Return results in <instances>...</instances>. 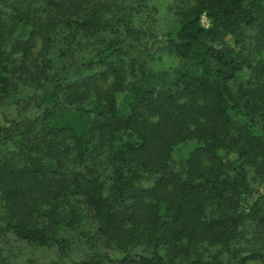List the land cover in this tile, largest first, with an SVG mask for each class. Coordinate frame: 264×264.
<instances>
[{"label":"trees","instance_id":"trees-1","mask_svg":"<svg viewBox=\"0 0 264 264\" xmlns=\"http://www.w3.org/2000/svg\"><path fill=\"white\" fill-rule=\"evenodd\" d=\"M121 1L0 0V241L49 264H264L235 248L249 225L264 244V0H180L162 36Z\"/></svg>","mask_w":264,"mask_h":264},{"label":"rangeland","instance_id":"rangeland-1","mask_svg":"<svg viewBox=\"0 0 264 264\" xmlns=\"http://www.w3.org/2000/svg\"><path fill=\"white\" fill-rule=\"evenodd\" d=\"M119 1L120 0H115V3H118ZM121 2L124 4V6L122 7L127 9V11L131 7L133 13L135 12V8L133 7L135 6L134 0H122ZM175 3L181 4L182 2H180V0L146 1V4L148 6L150 25L158 36H162L163 33L171 30L174 26L177 17L172 11V6ZM114 5L115 4H112L111 6ZM134 17L135 16L133 15V19ZM136 19L137 22L134 23L133 29L131 30L133 34H130V36L133 37L134 41L143 44L148 38L147 24L144 22V18L141 15L140 18L137 16ZM200 23L205 28L209 25L208 19L205 16L201 17ZM79 38L82 46L77 49V54L86 56L90 55L91 47L87 44L88 39L83 35H80ZM224 39L226 40V43L223 45H230L235 47L234 45H232L230 37L226 36L223 38V40ZM35 40L36 45L33 47L32 53L37 54L41 38L37 36ZM131 55L133 56L134 54ZM128 59L129 58L127 57L125 60ZM145 60L154 69L175 66L177 64L176 59L171 58L165 51H161L160 49H157L156 52L145 57ZM259 183V181L255 182L251 180V187L259 188L261 187ZM85 223L86 222L81 223V225L78 226L77 229H80V233L77 231H71L70 233H67L69 234V237L71 239V244L75 252V256L90 249L92 239L86 232L89 226H86ZM255 234V231L252 230V226L249 225L244 231V237L239 238L238 242L235 245L238 254H244L249 251H260L264 254V244L262 243V241L255 239L256 237H253ZM0 246L2 247L3 255L7 256L9 263L13 264H49V261L57 258V253L54 249L33 247L25 242L17 241L13 239V237L9 236L6 237V239H4L3 241H0ZM213 254H217L215 252V249H210L209 255L212 256ZM232 263L235 264V261H233ZM249 264L260 263L250 262Z\"/></svg>","mask_w":264,"mask_h":264}]
</instances>
